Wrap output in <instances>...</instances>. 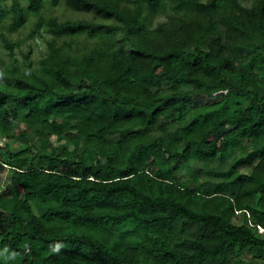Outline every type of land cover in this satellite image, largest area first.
<instances>
[{"label":"trees","instance_id":"16d2710c","mask_svg":"<svg viewBox=\"0 0 264 264\" xmlns=\"http://www.w3.org/2000/svg\"><path fill=\"white\" fill-rule=\"evenodd\" d=\"M0 40V264H264V0H0Z\"/></svg>","mask_w":264,"mask_h":264},{"label":"rangeland","instance_id":"374dc122","mask_svg":"<svg viewBox=\"0 0 264 264\" xmlns=\"http://www.w3.org/2000/svg\"><path fill=\"white\" fill-rule=\"evenodd\" d=\"M245 2V0H242ZM56 16H58L60 19H67V18H80V17H90L92 14L91 13H85V12H78L74 10H70L66 8L65 6H57L54 8L53 12ZM33 19L30 15V21L27 23L25 27H23L21 30L17 32H9L5 30L8 34V36L11 38L13 41L20 40L22 42V48L26 49L27 46L30 44L33 45L34 47V53L33 56H40L41 55V50L46 47V40L45 39H38L39 45H36L35 42L33 41L32 38H28L27 35L33 28ZM7 49L4 48V45L2 44L0 40V53L5 56L6 58V53ZM18 52V50H17ZM7 54V53H6ZM14 170L10 167L6 166H0V190L5 188L6 186L10 184H14ZM204 180L202 179L201 182ZM13 198L15 201L19 202L24 198V193L18 188L14 187L13 188ZM246 258L250 259L251 256L247 255ZM237 264V263H234Z\"/></svg>","mask_w":264,"mask_h":264},{"label":"built area","instance_id":"2783aa9c","mask_svg":"<svg viewBox=\"0 0 264 264\" xmlns=\"http://www.w3.org/2000/svg\"><path fill=\"white\" fill-rule=\"evenodd\" d=\"M260 232H264V228L262 226H258Z\"/></svg>","mask_w":264,"mask_h":264}]
</instances>
